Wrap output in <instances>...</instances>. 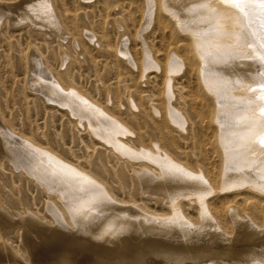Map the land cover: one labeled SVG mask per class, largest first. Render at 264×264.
Instances as JSON below:
<instances>
[{
    "label": "bare ground",
    "instance_id": "6f19581e",
    "mask_svg": "<svg viewBox=\"0 0 264 264\" xmlns=\"http://www.w3.org/2000/svg\"><path fill=\"white\" fill-rule=\"evenodd\" d=\"M28 1L2 8L0 16L20 9L30 24L58 27L47 0ZM141 2L142 19L132 35L139 57L131 53L130 36L123 39L118 54L137 68L140 78L149 70L164 75V113L156 105L151 108L163 124L155 127L148 145L107 106L74 85L64 86L45 70H34L31 78L48 100L65 108L82 130L117 156L146 162L134 172L140 199L117 198L97 173L0 127V160L34 177L62 202V211L48 210L51 219L46 223L37 213L9 218L0 208V264H32L46 256L50 241L79 251L89 247L90 254L106 257L122 250H127L126 257H135L145 249L168 264H264V0ZM156 19L183 33L186 54L170 49L157 57L148 40L152 32L147 33ZM186 65L195 72L196 89L194 95L186 92V98L179 93L180 103L173 81ZM197 93L211 102L212 114L195 109ZM130 104L137 108L131 99ZM206 116L213 127L210 150L195 129ZM173 132L184 143L191 140L187 152L179 150ZM133 136L132 142L127 139ZM211 154L218 161L211 162ZM242 194L241 203L228 200ZM15 232L22 247L8 243Z\"/></svg>",
    "mask_w": 264,
    "mask_h": 264
},
{
    "label": "rangeland",
    "instance_id": "374dc122",
    "mask_svg": "<svg viewBox=\"0 0 264 264\" xmlns=\"http://www.w3.org/2000/svg\"><path fill=\"white\" fill-rule=\"evenodd\" d=\"M19 1L0 0V11L3 10L2 8H9L10 5L16 6ZM47 1L52 6L53 19L58 26L56 29L30 24L28 20H24L23 15H20V9H14L12 13L0 16V127L48 146L67 160L97 173L105 187L117 198L140 199L134 172L146 166V162L130 161L117 156L87 130H82L65 108L48 100L31 78L34 70H38L39 74L45 70L48 76L53 74L57 76L64 86L74 85L103 106H107L113 115L124 120L148 145V142L154 138L155 127L162 128L163 124L160 121L162 117L155 115L157 114L155 109L151 108L152 105H156L160 114L164 113L165 103L162 97L164 75L159 71L149 70L146 77L140 78L137 68L127 64L118 54V47L123 39L130 36L131 53L135 58L139 57L138 41H133L132 35L135 34L142 19V2L141 0ZM32 2L34 0H29L27 4ZM261 31L264 32L263 29ZM147 33H151L148 40L159 59L163 58L170 49L177 50L181 55L187 53V41L181 35L183 33L178 35L171 24L160 25L156 19L154 26L150 27ZM173 83L176 99L182 103L179 93H183L185 96L183 97L186 98V92L192 91L193 94L196 89V75L191 66L186 65L183 74L175 76ZM197 95V99L193 98L195 109L200 110L201 114L207 112L212 114L214 108L211 102L200 94ZM130 99L137 108L132 107ZM191 114L195 113L191 111ZM195 120L199 121L198 118ZM195 129H197L196 135L205 140L204 143L210 150L213 127L209 124V116L204 117ZM172 134L177 140L179 150L187 152L186 143L190 144L191 140L184 143L185 141L176 136V132ZM127 139L132 142L136 137ZM198 145L200 146V142ZM212 155L211 162L218 161ZM244 196L242 194L237 198L229 197L228 200L241 203ZM0 208L9 215H7L9 218H16L18 213L31 212L37 213L40 218L44 217L41 222L46 223L51 219L48 210L55 208L62 211V202L34 177L27 175L21 169H15L6 160L1 159ZM156 209L160 211V208ZM19 234L15 232L9 239L8 243L10 245L12 243L13 248L22 247ZM50 243L46 250L47 254L44 253L46 256L35 258L32 264H42V262L65 264L71 259L73 261H68L66 264H92L97 261L100 263L103 259L100 264H104L106 260L105 264H129V262L130 264L144 262V264H168L163 260L162 263L154 252L149 253L145 249H140L138 253L136 251L135 257L134 255L126 257L129 256L127 250L126 252L122 250L119 251L120 254L116 252L112 258L99 253L98 256L90 254L87 249L89 247H84L87 252L89 251L88 255L84 253V249L82 252L67 244L51 241ZM45 246L47 245L43 247ZM120 255L122 257L118 258Z\"/></svg>",
    "mask_w": 264,
    "mask_h": 264
}]
</instances>
